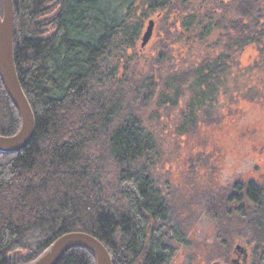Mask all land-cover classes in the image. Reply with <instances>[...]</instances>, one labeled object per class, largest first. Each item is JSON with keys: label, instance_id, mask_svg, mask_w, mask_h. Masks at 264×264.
<instances>
[{"label": "trees", "instance_id": "trees-1", "mask_svg": "<svg viewBox=\"0 0 264 264\" xmlns=\"http://www.w3.org/2000/svg\"><path fill=\"white\" fill-rule=\"evenodd\" d=\"M13 3L15 66L35 132L23 149L0 152V264H29L74 230L98 238L112 264H176L188 229L165 144L187 142L237 107H264V0ZM150 19L145 53L139 40ZM19 126L0 77V134ZM190 192L189 210L214 221L215 258L229 264L243 241L252 264H264V175L195 180ZM58 264L96 260L74 247Z\"/></svg>", "mask_w": 264, "mask_h": 264}, {"label": "rangeland", "instance_id": "rangeland-1", "mask_svg": "<svg viewBox=\"0 0 264 264\" xmlns=\"http://www.w3.org/2000/svg\"><path fill=\"white\" fill-rule=\"evenodd\" d=\"M154 35L155 27L151 39L142 48L145 53L150 49ZM139 42L141 44V37ZM237 110L229 115L225 113L220 124L206 122L199 125L195 134L185 140L187 142L174 145L168 138L165 144L170 147L167 156L170 162L166 168L170 171L171 179H167L175 191L177 218L188 229L189 244L177 247L173 259L176 264H189L188 258L192 254L197 262L204 263L206 258L208 264H225L215 258L217 251L214 249L212 217L206 215L204 209L191 212L189 208L193 207L192 203H186L191 197L192 183L215 178L217 184L230 185L234 181H260L264 175V107L245 105L239 113H236ZM196 156L201 159L199 162L193 161ZM214 169L213 174L211 171ZM237 244L245 248L246 257L244 252L236 249ZM252 252L251 247L243 241L236 242L229 264H252Z\"/></svg>", "mask_w": 264, "mask_h": 264}, {"label": "water", "instance_id": "water-1", "mask_svg": "<svg viewBox=\"0 0 264 264\" xmlns=\"http://www.w3.org/2000/svg\"><path fill=\"white\" fill-rule=\"evenodd\" d=\"M154 20L150 19L141 36V46L145 47L152 37ZM14 36V3L13 0H2L0 11V77L5 91L16 107L20 126L10 135L0 134V152L14 153L23 149L33 138L35 132V115L32 106L19 80L13 49ZM85 248L94 255L96 264H112L106 246L95 236L85 231H68L56 237L44 251L29 264H58L63 254L71 248ZM236 249L246 250L240 244Z\"/></svg>", "mask_w": 264, "mask_h": 264}, {"label": "flooded vegetation", "instance_id": "flooded-vegetation-1", "mask_svg": "<svg viewBox=\"0 0 264 264\" xmlns=\"http://www.w3.org/2000/svg\"><path fill=\"white\" fill-rule=\"evenodd\" d=\"M247 253V252H246ZM246 257V256H245Z\"/></svg>", "mask_w": 264, "mask_h": 264}]
</instances>
